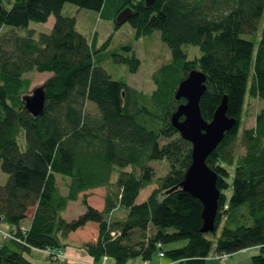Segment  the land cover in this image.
Here are the masks:
<instances>
[{
  "label": "trees",
  "instance_id": "trees-1",
  "mask_svg": "<svg viewBox=\"0 0 264 264\" xmlns=\"http://www.w3.org/2000/svg\"><path fill=\"white\" fill-rule=\"evenodd\" d=\"M68 3L97 12L116 31L123 26L118 16L131 9L128 22L139 39L162 34L172 59L154 72L151 93L114 79L97 64L113 36L98 48L96 37L89 41L77 30V19L63 14ZM0 5V167L9 176L0 185V222L9 234L0 235V264H35L36 251L60 264L55 252L65 251L69 237L91 223L98 225V237L80 248L95 264L105 258L115 264L150 262L160 253L177 264H205L212 255L255 247L262 254L253 264H264V111L241 135L247 98L264 99V28L257 41L245 37L257 36L264 0H157L150 7L146 0H0ZM53 16L52 31L38 37L35 31L19 36L5 30L27 29ZM184 46L199 47L202 56L190 59ZM124 50L131 55H115V61L138 73L141 60L132 47ZM194 71L207 79L200 104L204 119L211 122L227 98V115L237 121L207 160L221 192L215 233L202 231L204 205L182 187L194 146L173 122L187 102L177 98L180 85ZM34 72L52 75L43 84L47 100L40 117L24 100L34 90L29 77ZM152 162H167L166 174L159 176ZM153 185L138 204L141 192ZM102 188V209L84 196L86 211L66 219L71 202ZM218 231L215 246L208 236ZM182 241L183 247L163 249Z\"/></svg>",
  "mask_w": 264,
  "mask_h": 264
},
{
  "label": "rangeland",
  "instance_id": "rangeland-1",
  "mask_svg": "<svg viewBox=\"0 0 264 264\" xmlns=\"http://www.w3.org/2000/svg\"><path fill=\"white\" fill-rule=\"evenodd\" d=\"M63 14L66 16L75 17L77 19V30L80 33L84 34L89 41L92 42L96 37L98 48H101L105 44V42H107L108 39L113 36V41L110 44L109 48L107 50H103L97 56L96 61L97 64L101 67H104L114 79L128 82L132 87L145 93H151L152 90H154V85L152 82V76L154 72H156L163 65L169 63L172 59V51L164 42L162 34L160 32H155L151 36L142 37L139 39L136 34V29L131 23L127 22L118 31H116L113 22L101 20L100 15L97 12L79 8L78 6L71 3L65 5ZM51 21L53 22V24H55L56 18L53 16L51 18ZM52 28L53 25L51 24V22H31L29 28L27 29L5 27V30L14 31V33L19 36H27L29 31H35L36 37H38L41 33H50L52 31ZM263 28L264 17L259 24L257 36L253 37L251 35H245V37L257 41L258 39H260ZM126 47H132L134 53L142 62L140 70L136 74H132L130 72V68L128 65L120 64L115 61V55H131V53L124 50ZM184 50L190 55V59L202 56V52L199 47L184 46ZM51 76L52 75L48 73L41 74L34 72L30 74L29 77L33 80V89L43 86L45 81ZM262 111H264V99H250L249 97L247 98L246 115L243 120L244 125L241 127V135L244 131V128H251L255 126L256 116ZM238 151L240 154L245 153V150L241 147L238 148ZM151 165L156 169L159 176H164L168 170L167 162H152ZM128 170L131 169L129 168ZM8 177L9 176L4 173L0 167V185H6ZM61 188L63 192L66 191L62 181ZM154 189L155 185L141 192L137 203H144L152 194ZM104 193V189L95 191L92 194L93 196L90 198L89 203L94 205L96 208H99L98 206L102 204V197ZM226 193L231 196L232 189L230 188ZM83 197L84 196H81L80 200L78 201L79 203L73 204L68 214V220L73 221L77 219L80 216L81 212H83L84 209L86 210V206L83 202ZM33 213L34 209H31L29 212V218L32 217ZM28 221L29 219L27 220V222ZM89 232L92 234L94 233V231L91 232V230H89ZM89 232L85 231V233H87L88 235ZM220 233L221 231H218L216 236H208L209 238L214 240L215 246ZM186 243V241H182L168 244L165 245L163 249L165 251H168L174 248H180L186 245ZM260 254H262L261 249L255 247L240 251L232 255L227 263L221 262L218 258L212 255L205 264H253V257ZM158 259L161 258L156 255L154 257V261H157L155 264H161V261L159 262ZM162 260H165V262L169 264H174L173 260L168 256ZM133 261H138V259L130 261L129 264H132Z\"/></svg>",
  "mask_w": 264,
  "mask_h": 264
},
{
  "label": "water",
  "instance_id": "water-1",
  "mask_svg": "<svg viewBox=\"0 0 264 264\" xmlns=\"http://www.w3.org/2000/svg\"><path fill=\"white\" fill-rule=\"evenodd\" d=\"M157 0H146L147 6H152ZM0 5V12L2 11ZM132 10H124L117 19L119 25L126 24L131 17ZM206 76L200 71H194L181 83L177 98L186 99L173 117L174 126L182 137L191 142L193 149V163L182 184L185 191L198 198L204 205V233H215L219 213L221 192L218 189V176L207 164L208 158L217 150L225 136L237 126L235 119L227 115L228 100L224 98L211 122L204 119L201 110V100L204 96ZM27 110L34 116L44 114L46 106L45 87L35 88L32 94L24 98ZM184 118L183 120H181Z\"/></svg>",
  "mask_w": 264,
  "mask_h": 264
},
{
  "label": "crops",
  "instance_id": "crops-1",
  "mask_svg": "<svg viewBox=\"0 0 264 264\" xmlns=\"http://www.w3.org/2000/svg\"><path fill=\"white\" fill-rule=\"evenodd\" d=\"M51 18L49 19V21L47 23L51 22V24L54 27V24L51 21ZM97 190H101V189H97ZM97 190L90 191L88 193L83 194L82 196H86L87 199H88V201H90V198L93 196L92 194L95 191H97ZM104 190H105V193H104V195L102 197V204L100 206H98L100 209L103 208L104 201H105L106 189H104ZM75 203L77 204L79 202L78 201L77 202H71L69 204V206H68V209H67V212H66V219L67 220H68V214H69V212H70L73 204H75ZM85 211L86 210L84 209L83 212H81V214H83ZM98 228L99 227H98L97 224L91 223V224H88L85 228H83V229H81V230L73 233L69 237V239L67 241L68 246L65 249V252H66V255L68 257V260H66L63 264H95L94 259L91 258L84 250H82L80 248V246L82 244H84V243L95 241L96 238L98 237V234H99ZM89 230H91V232L94 231V233L96 234V236H95L94 233L93 234L90 233ZM85 231H88L89 232V235L87 233H85ZM159 258H161V257H159ZM164 258L158 259V261L159 262L161 261V264H169V263L165 262V260H162ZM31 260L35 264H55V263L51 262L46 257V255L43 252H38V251L34 252L31 255ZM156 262L157 261H154V259L152 261H150V262H145V261H143L141 259H138V261H133L132 264H155ZM101 264H115V262H114V260L107 258L106 260L104 259ZM174 264H176V262H174Z\"/></svg>",
  "mask_w": 264,
  "mask_h": 264
},
{
  "label": "built area",
  "instance_id": "built-area-1",
  "mask_svg": "<svg viewBox=\"0 0 264 264\" xmlns=\"http://www.w3.org/2000/svg\"><path fill=\"white\" fill-rule=\"evenodd\" d=\"M0 235L3 236L4 238H8L9 237L8 231H7L5 225L2 222H0ZM54 257L56 259L55 261H57L60 264H63L66 260H68V257L66 255L65 251L55 252ZM159 257L164 258L165 257L164 253H160ZM215 257L218 258L221 262L227 263L230 260V258L232 257V255L223 254V255H218V256H215ZM106 259L107 258H105V260Z\"/></svg>",
  "mask_w": 264,
  "mask_h": 264
},
{
  "label": "bare ground",
  "instance_id": "bare-ground-1",
  "mask_svg": "<svg viewBox=\"0 0 264 264\" xmlns=\"http://www.w3.org/2000/svg\"><path fill=\"white\" fill-rule=\"evenodd\" d=\"M227 96V95H226Z\"/></svg>",
  "mask_w": 264,
  "mask_h": 264
}]
</instances>
